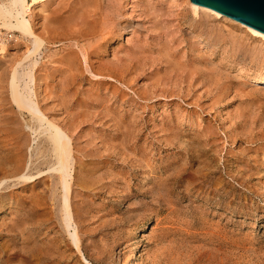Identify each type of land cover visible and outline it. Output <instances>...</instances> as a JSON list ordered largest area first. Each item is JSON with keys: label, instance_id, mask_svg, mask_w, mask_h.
Segmentation results:
<instances>
[{"label": "rangeland", "instance_id": "374dc122", "mask_svg": "<svg viewBox=\"0 0 264 264\" xmlns=\"http://www.w3.org/2000/svg\"><path fill=\"white\" fill-rule=\"evenodd\" d=\"M84 2L35 10L19 69L71 139L68 229L48 122L10 99L29 45L0 35V264H264V40L186 0Z\"/></svg>", "mask_w": 264, "mask_h": 264}, {"label": "bare ground", "instance_id": "6f19581e", "mask_svg": "<svg viewBox=\"0 0 264 264\" xmlns=\"http://www.w3.org/2000/svg\"><path fill=\"white\" fill-rule=\"evenodd\" d=\"M48 1L49 0H0V35L2 34L3 30L9 31V33L17 34L19 36V38L23 42H25L24 44H28L29 45V47L27 48L26 56L25 57L23 56L24 58L18 64H16V67L13 66L14 70H13V72H12V74L10 76V80H9L10 99H11V102H12V104L14 105V107L16 109H18L22 113H25V114L29 115L34 121L38 122L40 125H44L45 122H48L47 123V131L46 132L43 131V132L44 133H47V132L49 133L48 140H49V143H50V145L52 147V152H53L54 157H55V166L52 167L49 172H53L55 174H58V176H59L58 178L60 179V182H61L60 184H61V187H62V190H63V192H62V195H63L62 196L63 197L62 198L63 199V207L62 208H63V211H66V209H68L67 212H65V220H64L65 224H64V226L66 225L65 227L68 229V228H70V227H72L74 225L73 212H72V207H71V203H70L71 182L69 180V178L72 177L71 176V173H72L71 172L72 171V167H71V164H72V144H71V139L63 131V128H61L57 124L50 123L51 121L46 120V118L44 117L45 115L40 110L38 103L33 102L32 99L29 97V91L31 92V90H32V88H30V86H29V83L34 81V77L30 76L29 70H27L28 72L26 70H23V71L20 72V70H19L20 68L23 67L25 61H27L31 57L34 58V56H38L41 53V51L44 48V46L46 45V41L41 37L43 35H39L37 22L35 20L36 19L35 16L37 15V14L35 15V10L39 6H43ZM186 1L188 2L190 8L192 9V11H193V13L195 15L199 11H203L205 13L214 15V17L215 16L216 17L220 16L219 14L213 12L210 9H207L206 7L198 4L197 2H195L193 0H186ZM85 2H86V0H85ZM46 13L48 15V12H46ZM49 15H48V17H50ZM79 15L80 14H78V16ZM44 19H46V17ZM75 19H76V17H75ZM78 20L80 21V19H78ZM224 20H227V21H229V22H231L233 24H236V22L230 21L227 18H224ZM238 25L241 28H243L246 33L252 34L255 37H258V38L264 40V34L263 33L255 30V29H252L250 27L243 26L242 24H238ZM59 28H61V27H59ZM42 32H43V30H42ZM0 39H1V36H0ZM30 65H31V63H30ZM36 65H37V63L34 62L32 69H34V67ZM27 79L31 80V82L28 83ZM262 82H264V80ZM39 83H41V81ZM37 132H39V131H37ZM40 133H41V131H40ZM42 135H43V133H42ZM30 150L31 149H29V151ZM28 154H30V152H28ZM46 155H44V156H46ZM28 159L30 160V158H28ZM29 160H28V162H30ZM51 160L53 161V159H51ZM46 161H45V163H46ZM33 167H34V165H33ZM27 168L28 167H26V169H25L26 171H27ZM32 168H31V171H32ZM26 171H24V172H26ZM34 171H37V170H34ZM40 173L37 174V177H34L35 175L33 177H28L27 173H21L17 177V179L18 180H25V181H33L35 179L37 180V179H40V178L45 176L44 173H42V174H40ZM29 174H31V173H29ZM4 182H5V180L3 179V183L2 184H4ZM61 187H60V189H61ZM54 208H56V207H54ZM29 228H30V226H29ZM73 238H75V237H73ZM75 244H77V243H75ZM139 252H140L139 251V245H137V246L134 247V254L135 253H139ZM134 254H133V258H135Z\"/></svg>", "mask_w": 264, "mask_h": 264}, {"label": "water", "instance_id": "95a60500", "mask_svg": "<svg viewBox=\"0 0 264 264\" xmlns=\"http://www.w3.org/2000/svg\"><path fill=\"white\" fill-rule=\"evenodd\" d=\"M213 12L264 34V0H193Z\"/></svg>", "mask_w": 264, "mask_h": 264}]
</instances>
